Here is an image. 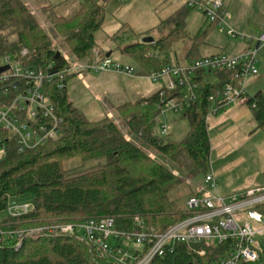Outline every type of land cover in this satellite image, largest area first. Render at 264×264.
<instances>
[{"label":"trees","instance_id":"16d2710c","mask_svg":"<svg viewBox=\"0 0 264 264\" xmlns=\"http://www.w3.org/2000/svg\"><path fill=\"white\" fill-rule=\"evenodd\" d=\"M105 1L82 0L68 15L56 11L64 3L41 8L47 22L69 47L70 55L79 61L92 59L94 34L105 19ZM189 10L175 13L169 23L173 24L172 30L153 43H135L121 49L140 66L141 74L171 64L164 54L176 41L187 38L182 17ZM215 25L209 23L206 30L191 38L187 59ZM113 39L116 41L117 37ZM22 49L28 52L21 59L26 66L42 68L52 62L55 70L68 68L63 54L55 58L58 51L27 4L23 0H0V58L8 54L19 56ZM192 61L188 60V64ZM207 74L199 72L192 78L194 98L187 100L188 106L181 113L188 121L189 130L181 142H165L155 135V117L141 113L140 105L163 106L173 98L183 101L182 88L166 91L165 96L160 95L161 88L148 98L116 107L126 123L128 134L125 135L109 118L91 122L73 107L65 87L72 76L63 81L62 89L58 80L47 84L48 99L62 120L57 138L44 146L19 152L14 138L2 134L5 152L0 159V212L6 209L9 200L23 196L30 197L33 208L26 214L0 221L3 233L25 232L19 239L0 244V264H115L112 257L99 254L74 235H28V231L112 218L117 231L124 234H151L187 217L186 201L201 193L193 188L183 200L177 197L178 189L198 175L206 176L210 168L208 100L226 84L238 82L232 70L213 72L218 79L215 83L208 81ZM240 100L251 109L257 129L264 134V94ZM143 146L154 150L172 166L157 161ZM76 158L82 161L104 158L105 166L70 175L63 169V163ZM258 209L264 212L263 207ZM199 247L206 250L202 258L197 257L193 247L181 244L150 264H207L222 248L221 245ZM247 264H264V259L260 254L256 262Z\"/></svg>","mask_w":264,"mask_h":264},{"label":"rangeland","instance_id":"374dc122","mask_svg":"<svg viewBox=\"0 0 264 264\" xmlns=\"http://www.w3.org/2000/svg\"><path fill=\"white\" fill-rule=\"evenodd\" d=\"M23 1L51 38L52 47L68 57L71 65L76 64V58L70 55L69 47L47 22L41 8L44 5L54 6L64 3L59 5L56 11L68 15L82 0ZM175 2L178 1L128 0L120 2L106 0L104 2L105 19L101 29L94 34V51H101L103 55L110 52L113 62L125 67L130 66L136 75L128 77L112 71L103 73L89 71L70 77L65 86L68 99L73 107L89 121L95 122L107 117L127 135L126 123L115 108L127 102L148 98L165 86L167 76H163L158 81H151L145 73L141 74L140 66L131 57L123 54L121 49L131 44L141 43L145 37L158 40L161 36L168 34L173 28V24H169L171 17L175 13L184 11L182 8H186L184 3L179 6ZM222 11H226L229 15V19L226 20L227 26L216 24L208 29L206 38L197 49V54L199 53L203 57L207 53L221 54L227 58L241 55L249 47H255L254 40L252 45L248 41L256 39L258 36L255 28L264 27V0H222ZM182 21L183 32L191 38L206 30L209 24L203 12L198 9L186 11ZM130 35L131 37L126 39ZM115 37H117L116 41L113 39ZM192 43L187 38L176 41L164 55L171 58L174 63L182 64ZM231 53H236V56ZM255 60L258 74L243 81L244 99L253 97L259 92L264 94V52L257 51ZM92 61L96 62L95 55ZM81 62L79 61V63ZM207 79L212 83L218 80L212 73L207 74ZM212 107L213 105H210V111ZM140 111L155 117L154 133L163 141L181 142L185 139L189 124L181 113L169 109L167 105L160 108L158 103L141 104ZM206 122L211 143L208 173L213 172L217 183L215 190H209L211 194L228 195L264 187V134L257 129L252 111L244 104V100H237L217 113L210 112ZM162 125L167 128L166 133H162ZM143 150L167 167L172 166L151 148L143 146ZM104 166V158L88 161L76 158L63 163V169L70 175H77ZM204 177L201 174L192 179L188 185L184 183L178 189L177 197L184 200V197L191 193V189L203 190L205 188ZM12 202L20 206L31 204L29 196L19 197L17 200L11 199L8 205L10 206ZM7 217L6 208L0 212V221ZM250 225L255 232L254 240L258 243L261 257L264 259L262 226L251 221Z\"/></svg>","mask_w":264,"mask_h":264},{"label":"built area","instance_id":"2783aa9c","mask_svg":"<svg viewBox=\"0 0 264 264\" xmlns=\"http://www.w3.org/2000/svg\"><path fill=\"white\" fill-rule=\"evenodd\" d=\"M127 2L128 0H118ZM186 8L203 12L208 23L227 26L229 15L222 11V0H181ZM229 33L230 29H228ZM251 39H249L250 41ZM255 47L234 58L223 55H212L193 60L184 66L169 64L158 70L149 72L146 77L151 81L161 80L167 76L162 87L161 96L166 91L182 88L183 101L173 98L166 102L169 109L182 113L188 106L187 100L193 99L194 84L192 78L196 73H213L221 70H232L236 85L226 84L212 95L208 102L213 105L212 113H217L225 106L244 97L243 81L258 74L255 67V56L264 45V29L254 39ZM22 49L18 54H8L0 58V68L7 69L0 73V159L5 152V136L10 134L19 152L32 150L53 141L59 135L62 120L55 114L45 86L58 80L59 88H64L63 81L70 76L94 71L97 73L116 72L128 77L135 76L130 66L116 64L110 57L97 60V53L92 51L94 63L81 62L71 65L64 56L68 68L55 70L52 62L42 68L26 66L22 58L27 55ZM162 106H160L161 108ZM162 133L167 128L161 126ZM205 188L200 190L199 197L192 196L185 208L188 216L169 226L162 232L124 234L117 231L112 218L88 219L81 224L52 225L48 228H36L28 231V235H74L79 240L96 250L101 255L112 257L115 264H150L155 258H162L167 250L177 245L193 247L197 257H204L206 250L199 246H222L221 252L207 264H247L256 262L260 256L258 243L254 240L250 221L261 225L264 231V187H256L241 192L219 195L209 190L216 189L217 183L213 172L204 177ZM9 217H18L32 210L31 204L23 206L12 202L7 205ZM25 232L3 233L0 231V244L9 239H19ZM20 245L17 244V247Z\"/></svg>","mask_w":264,"mask_h":264},{"label":"crops","instance_id":"0c3cea01","mask_svg":"<svg viewBox=\"0 0 264 264\" xmlns=\"http://www.w3.org/2000/svg\"><path fill=\"white\" fill-rule=\"evenodd\" d=\"M178 2H175V4L176 5H179V6H182L183 4V2H181V1H179V0H177ZM182 9H185V8H182ZM224 12H226V11H224ZM174 14V13H173ZM162 26V25H161ZM262 29H264V27H262V28H260V27H256L255 28V30H256V32H257V34L259 33V31H261ZM133 35H134V33H132ZM131 34V35H132ZM131 35L130 36H127L126 37V39L127 38H130L131 37ZM189 36V35H188ZM187 36V39H189L190 41H191V37L189 36L188 37ZM257 37V36H256ZM157 40V39H156ZM155 39H154V41H156ZM253 40L254 39H251L249 42H250V44L252 45V42H253ZM190 48H191V46H190ZM190 48H189V50H190ZM199 48V46L197 47V49ZM250 48V47H249ZM188 50V51H189ZM258 51H261V52H264V45H262L260 48H259V50ZM97 53V60H100L101 58H103L105 55H103L102 53H101V51L99 52H96ZM110 53V52H109ZM188 53V52H187ZM187 53L185 54V56H184V59H183V62H182V64H180V63H174L172 60H171V58H168L170 61H171V64H173V65H177V66H184V65H187L188 64V60H195V59H198V58H202L203 56L202 55H200L199 53L197 54V50L194 52V54L189 58V59H187L186 58V55H187ZM237 53V52H236ZM236 53H231L232 55H235L236 56ZM257 54V53H256ZM110 55H111V53H110ZM110 55H109V57H110ZM212 55H217L216 53H207V55L205 56V57H207V56H212ZM93 56V55H92ZM239 56V55H238ZM237 57V56H236ZM111 58V57H110ZM245 91V90H244ZM259 93H261V92H259Z\"/></svg>","mask_w":264,"mask_h":264},{"label":"water","instance_id":"95a60500","mask_svg":"<svg viewBox=\"0 0 264 264\" xmlns=\"http://www.w3.org/2000/svg\"><path fill=\"white\" fill-rule=\"evenodd\" d=\"M154 42V39L152 37H145L142 39V43H153ZM110 53H107L105 56L106 57H109ZM61 56V53L60 52H56L55 54V58ZM7 69V67H1L0 68V73L5 71Z\"/></svg>","mask_w":264,"mask_h":264}]
</instances>
